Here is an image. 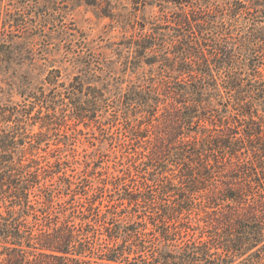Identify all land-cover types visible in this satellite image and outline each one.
<instances>
[{"label": "trees", "instance_id": "1", "mask_svg": "<svg viewBox=\"0 0 264 264\" xmlns=\"http://www.w3.org/2000/svg\"><path fill=\"white\" fill-rule=\"evenodd\" d=\"M261 9L264 0H164L168 17L132 37L128 90L108 96L90 57L68 83L51 70L47 88L1 103L0 264H264V21L248 18ZM11 45L1 65L14 63ZM123 115L140 158L85 194L62 157L40 155L68 122L120 131ZM73 196L85 198L70 208Z\"/></svg>", "mask_w": 264, "mask_h": 264}, {"label": "rangeland", "instance_id": "2", "mask_svg": "<svg viewBox=\"0 0 264 264\" xmlns=\"http://www.w3.org/2000/svg\"><path fill=\"white\" fill-rule=\"evenodd\" d=\"M19 1L21 5L14 0H0V46L3 41L12 42L15 52L11 66L0 63V104L24 102L20 93L30 86L38 90L47 88L44 80L51 70H59L62 81L68 83L81 75L85 69L83 63L90 57L100 61L97 71L101 79H109L111 93L108 96L119 88L123 92L128 90L137 80V74L126 65L130 43L134 37H139L143 28L147 31L153 25L159 26L168 17L162 12L164 0H101L96 6L79 0ZM169 7L175 10L172 4ZM257 12L248 18L264 21V9ZM15 20L19 21V26ZM260 56L263 55H255ZM258 62V58L255 59V63ZM145 68L151 73L158 72L148 66ZM148 76L151 80V75ZM158 89L164 91V86ZM109 105V114H115L116 103L110 101ZM123 116L120 131L104 132L68 122L61 130L50 134L48 142L42 144L40 155L48 156L52 162L62 157V162L67 163L64 167L68 176L82 175L84 180L78 193L85 194L91 183L126 168L130 158L133 162L140 158L137 152L142 143L126 137L125 128L134 127V122L129 116ZM33 129L41 131L39 124ZM112 131L116 133L114 139L109 134ZM117 137L129 140L124 145ZM82 198L85 197H71L68 207L78 205Z\"/></svg>", "mask_w": 264, "mask_h": 264}]
</instances>
